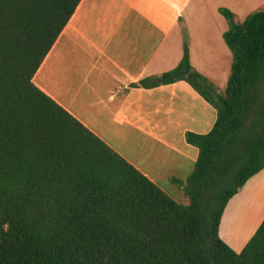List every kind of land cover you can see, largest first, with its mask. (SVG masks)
Listing matches in <instances>:
<instances>
[{"label":"trees","instance_id":"1","mask_svg":"<svg viewBox=\"0 0 264 264\" xmlns=\"http://www.w3.org/2000/svg\"><path fill=\"white\" fill-rule=\"evenodd\" d=\"M82 0H0V264H264V220L241 252L219 234L229 201L264 170V10L229 21L233 54L214 94L191 64L140 85L187 81L217 110L189 132L198 160L176 201L33 81ZM185 35V32H184ZM161 80V82L158 81Z\"/></svg>","mask_w":264,"mask_h":264},{"label":"crops","instance_id":"2","mask_svg":"<svg viewBox=\"0 0 264 264\" xmlns=\"http://www.w3.org/2000/svg\"><path fill=\"white\" fill-rule=\"evenodd\" d=\"M222 8L244 20L264 10V0H82L33 81L162 187L157 177L129 160L124 149L128 139L133 134L165 136L171 129H180L187 154L191 150L187 133L198 129L205 133L214 126L216 113L187 81L152 88L140 82L175 69L183 59L187 39L192 66L227 86L230 74L214 77L210 68L216 50L230 56L224 44L229 23ZM168 114L173 121L166 118ZM146 152L165 157L176 151L164 144L150 145ZM263 220L264 170L229 201L220 237L241 252Z\"/></svg>","mask_w":264,"mask_h":264},{"label":"rangeland","instance_id":"3","mask_svg":"<svg viewBox=\"0 0 264 264\" xmlns=\"http://www.w3.org/2000/svg\"><path fill=\"white\" fill-rule=\"evenodd\" d=\"M235 19L236 21H243V20L238 19V17L236 16H235ZM226 20L228 21L227 18ZM184 32L186 36L187 32L186 31ZM225 42L224 44L227 47L228 45ZM185 43H187L189 47V41L187 39H185ZM185 43H184V46H185ZM189 50H190V47H189ZM228 51L230 55L229 57L222 54L220 50H216L214 57L212 59L213 64L212 66H210V68L214 69L211 71L214 77L226 76V74L228 76L229 74H231L233 54L230 49ZM205 71L207 72V70ZM203 76L208 80V83L206 85L211 86L213 89L216 90V88H218L220 90H224L226 88V85L222 84L221 81L217 79L211 80L207 78L205 75ZM259 91H260V100L256 106L257 111L261 110L264 105V82L261 83ZM212 107L216 113V117L214 118V120L216 121L217 120V110L213 105ZM168 116L169 117H166V118L170 120V122L174 120L172 117H170L169 114ZM208 122H209V116L207 115V123ZM151 127L152 126L149 124L150 131L152 130ZM204 127L205 126H203V128ZM212 128L213 127H211L210 129H206L205 133H200L204 131L202 129H198L199 131L196 133L207 134L212 130ZM171 130H173V132L168 131L165 134V136L157 135L158 133H156L154 135H151V138L150 137L145 138L144 136L135 137L136 134H133L128 139L127 144L129 146L125 147L124 149H125V152L129 160L139 164L141 168L145 172H149L151 176L158 178V183L162 186L161 188L166 193H168L176 201L187 204L189 203L188 198L186 197L181 187L173 183L172 178L186 180L189 177V175L193 172L196 162L198 160V148L191 145V150H189L186 154L185 149L182 148L181 142H180V138L182 139V135L180 134V131H179L180 129L179 130L171 129ZM164 144L167 145L169 149H173L176 152L174 154H171L168 152V154L166 153L165 157L158 156L151 152H146L147 148L150 145H152V147H156V146H163Z\"/></svg>","mask_w":264,"mask_h":264},{"label":"water","instance_id":"4","mask_svg":"<svg viewBox=\"0 0 264 264\" xmlns=\"http://www.w3.org/2000/svg\"><path fill=\"white\" fill-rule=\"evenodd\" d=\"M210 91H212L214 94H218V91L213 89L211 86L206 85Z\"/></svg>","mask_w":264,"mask_h":264}]
</instances>
